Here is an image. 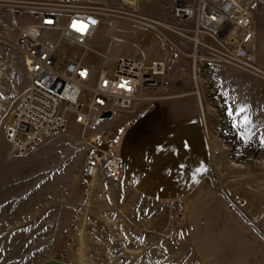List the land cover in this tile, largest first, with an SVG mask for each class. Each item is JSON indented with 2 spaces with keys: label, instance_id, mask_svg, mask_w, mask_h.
Returning <instances> with one entry per match:
<instances>
[{
  "label": "rangeland",
  "instance_id": "obj_1",
  "mask_svg": "<svg viewBox=\"0 0 264 264\" xmlns=\"http://www.w3.org/2000/svg\"><path fill=\"white\" fill-rule=\"evenodd\" d=\"M133 1L0 0V264H264V52L254 42L245 70L193 59L147 21L171 23L173 0ZM67 3L102 18L93 46H110L109 60L142 53L166 72L131 111L11 154L4 134L26 87L16 27ZM96 132L121 159L116 180L84 174Z\"/></svg>",
  "mask_w": 264,
  "mask_h": 264
},
{
  "label": "built area",
  "instance_id": "obj_2",
  "mask_svg": "<svg viewBox=\"0 0 264 264\" xmlns=\"http://www.w3.org/2000/svg\"><path fill=\"white\" fill-rule=\"evenodd\" d=\"M173 1L171 23L151 22V29L166 43L178 49L175 41L185 42L191 49V58L195 59L193 54L197 56L199 52L206 63L238 70L251 67L255 60L254 17L263 0ZM73 19L86 23L85 34L68 27ZM101 19L93 8L78 3L45 5L35 9L29 22L16 27L10 47L23 59L26 87L4 134L11 154L22 155L69 125L86 127L98 122L104 113L131 111L148 99L147 90L159 87L166 72L163 60L144 57L142 53L135 58L121 54L109 60L110 46L104 51L93 46ZM4 43L0 36V48ZM84 69L87 76L81 77L79 73ZM122 78L132 84L131 92H114L103 85L105 79L111 85ZM106 147V133L91 135L86 177L92 178L102 169L113 180L119 177L121 159Z\"/></svg>",
  "mask_w": 264,
  "mask_h": 264
},
{
  "label": "snow or ice",
  "instance_id": "obj_3",
  "mask_svg": "<svg viewBox=\"0 0 264 264\" xmlns=\"http://www.w3.org/2000/svg\"><path fill=\"white\" fill-rule=\"evenodd\" d=\"M93 24L96 23L95 20L91 21ZM45 23L48 24H52L53 21L52 20H46ZM69 28L73 29L75 32L80 33L81 35L85 34L86 31V23L83 21H80L78 19H73L70 24L68 25ZM35 31V30H33ZM37 68H39V65L36 66ZM79 75L81 77H86L87 76V69L81 70ZM103 85L108 88L109 86L111 87L112 91H127V92H131L132 91V84L127 80V79H121L119 82H113L110 85V82L105 79L103 80ZM246 110V108L244 106L235 109V111L239 114L244 113ZM228 116L232 117L233 116V110L229 109L228 110ZM237 121H233L234 126L236 125ZM240 124H242L245 128L248 127L249 124H251V120L248 116H244L242 121H239ZM247 138V137H245ZM260 143L264 144V134L261 135L260 137Z\"/></svg>",
  "mask_w": 264,
  "mask_h": 264
},
{
  "label": "crops",
  "instance_id": "obj_4",
  "mask_svg": "<svg viewBox=\"0 0 264 264\" xmlns=\"http://www.w3.org/2000/svg\"><path fill=\"white\" fill-rule=\"evenodd\" d=\"M254 20L256 26L255 47L257 48V51L261 54L262 52H264V7L258 8ZM137 124L138 122L136 123V125ZM152 168L149 167L147 169H149L150 171Z\"/></svg>",
  "mask_w": 264,
  "mask_h": 264
},
{
  "label": "water",
  "instance_id": "obj_5",
  "mask_svg": "<svg viewBox=\"0 0 264 264\" xmlns=\"http://www.w3.org/2000/svg\"><path fill=\"white\" fill-rule=\"evenodd\" d=\"M111 116H112L111 113L107 112V113H104L103 115H101L99 117V120L108 119ZM47 264H66V263H63V262L57 261V260H50L47 262Z\"/></svg>",
  "mask_w": 264,
  "mask_h": 264
},
{
  "label": "bare ground",
  "instance_id": "obj_6",
  "mask_svg": "<svg viewBox=\"0 0 264 264\" xmlns=\"http://www.w3.org/2000/svg\"><path fill=\"white\" fill-rule=\"evenodd\" d=\"M122 3H126V4H129V5H134V1L133 0H122ZM146 20V19H145ZM147 21H149V22H154V21H150V20H147ZM155 23V22H154ZM151 25V24H150ZM147 27H150V26H147ZM144 55V54H143ZM144 57H146L145 55H144ZM193 57L195 58L196 56H195V54H193ZM196 94H198V92L196 93ZM199 95V94H198ZM91 180V179H90Z\"/></svg>",
  "mask_w": 264,
  "mask_h": 264
}]
</instances>
